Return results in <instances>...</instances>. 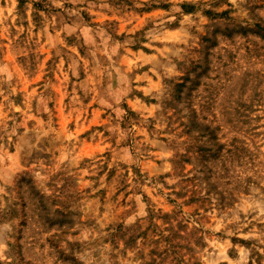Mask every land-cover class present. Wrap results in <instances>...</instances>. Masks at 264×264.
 Wrapping results in <instances>:
<instances>
[{
    "label": "rangeland",
    "instance_id": "obj_1",
    "mask_svg": "<svg viewBox=\"0 0 264 264\" xmlns=\"http://www.w3.org/2000/svg\"><path fill=\"white\" fill-rule=\"evenodd\" d=\"M0 264H264V0H0Z\"/></svg>",
    "mask_w": 264,
    "mask_h": 264
}]
</instances>
